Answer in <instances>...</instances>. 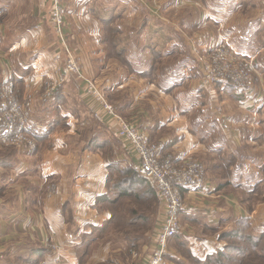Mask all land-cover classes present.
Masks as SVG:
<instances>
[{
	"label": "crops",
	"instance_id": "obj_1",
	"mask_svg": "<svg viewBox=\"0 0 264 264\" xmlns=\"http://www.w3.org/2000/svg\"><path fill=\"white\" fill-rule=\"evenodd\" d=\"M89 1L62 0L65 34L103 102L86 79L59 83L55 58L64 54L48 21L50 0H0V86L10 82L16 98L30 102L43 130L36 152L2 154L0 264H120L125 253L129 264L145 262L156 248L159 200L154 233H143L137 248L115 246L104 234L130 228L121 204L151 210L142 187L122 195L110 182L111 164L137 168L131 145L118 137V117L159 143L161 161L202 168L203 193L182 192L180 230L166 264H225L230 244L240 255L247 238L257 253L264 242V0H129L133 7L123 10L138 28L131 29L144 30L149 72L123 68L120 58H141L122 49L115 55ZM123 18L113 20L118 41ZM221 44L256 55L252 91L202 87L201 64ZM48 84L58 87L46 97ZM142 220L145 211L132 221Z\"/></svg>",
	"mask_w": 264,
	"mask_h": 264
},
{
	"label": "built area",
	"instance_id": "obj_2",
	"mask_svg": "<svg viewBox=\"0 0 264 264\" xmlns=\"http://www.w3.org/2000/svg\"><path fill=\"white\" fill-rule=\"evenodd\" d=\"M51 7L48 21L60 43L64 58L57 55L55 66L61 75L59 83L68 76L85 80L79 66L74 61L67 35L65 34L64 11L62 0H50ZM256 55L243 56L235 53L226 45H217L201 64L203 83L210 88L215 84L237 86L245 91L253 89L254 64ZM58 83V85H59ZM57 84H48L44 96L49 97ZM87 89L97 100L103 102V97L96 85L86 80ZM110 111V107L104 105ZM120 128L119 138H125L137 158L136 173L148 182L163 208V216L159 220L156 236V248L140 264H166V254L169 241L180 230L179 214L184 208L182 192L201 195L203 189L202 168L196 161H189L178 167L161 161L159 153L161 146L152 142L146 132L130 127L118 117ZM43 132L41 125L32 117L29 101H19L15 97L13 85L3 82L0 86V150L13 148L18 153H32L36 148L35 137ZM4 254L0 248V262Z\"/></svg>",
	"mask_w": 264,
	"mask_h": 264
},
{
	"label": "rangeland",
	"instance_id": "obj_3",
	"mask_svg": "<svg viewBox=\"0 0 264 264\" xmlns=\"http://www.w3.org/2000/svg\"><path fill=\"white\" fill-rule=\"evenodd\" d=\"M89 3H88V6H90L91 10H93L96 14L101 15V17L103 18L104 26H105V30H104L105 36L109 40V43L113 47L116 48V50L114 51L115 55H117V52H119L121 54L122 53L121 49H122L124 56H125V52H126V54H127L126 57L139 56V58H141V59L137 60L136 62L129 61L130 63L128 61H126L124 58H120L119 63L123 65V68H125L128 71V69L130 68V66H129V64H130L132 66V68H134V65H135L136 70H139V71L148 70V72H149L150 61L147 60V58L145 57V53L143 51L144 45L142 44V42H144V37H145L144 30L143 29L137 30V31L133 30V29H138V28L132 27V24H130L131 18H127V14H125V10H123V9H127V8L131 9L133 7V4L129 0H104V1H100V2L95 1V0H90ZM123 12H124V18L122 21H120L121 22L120 23V30L118 29V33H120V40L118 41L117 29L113 28L112 25L115 24V22H116L115 20H117V18L120 17ZM113 20L115 21L114 23H113ZM116 26H117V23H116ZM131 28H133V29H131ZM227 47H229V46H227ZM74 61L78 65L77 61L76 60H74ZM256 62L257 61L255 59V64H256ZM255 64H254V70H255ZM55 70L57 71V66H55ZM201 70L202 69L200 67L201 85L204 89H208L207 87H205V85L203 83V77H202V71ZM254 75H255V73H254ZM88 81H91V80H88ZM253 82H254V78H253ZM227 85H231V84H227ZM227 85H224V86H227ZM234 87H237V86H234ZM13 88H14V86H13ZM253 88H254V86H253ZM252 90H250V91H252ZM14 94H15V91H14ZM15 97H16V95H15ZM3 153L4 154H6V153L13 154V148H2L0 150V165L2 163L1 158H2ZM152 203H154V200H152ZM152 203H150L151 204V210L148 208L139 207L138 205L131 204L129 202H125L123 205L121 204L122 207L127 209V211L124 212V223H123V225L129 226L130 228L123 230L126 234L123 233L122 231L113 232L111 229H109V230H106L104 232L105 236L109 237L110 240L114 241L115 246L116 245L122 246V243L125 241L126 245H129L130 243H137V245L134 246L135 248H137L139 245V241H141V239L143 238V233L146 234L145 239H147V237H148V232H149V234L154 233V223H155L157 211H156V207ZM143 211L146 212V220L145 221L142 220L141 222H138V223L132 221L134 217H137L138 214H140ZM129 212L131 213L132 219H129V216H128ZM130 220H131V222H130ZM121 226H122V222H117V228H121ZM107 232H110V233L107 234ZM132 240H134V241H132ZM258 243H261V240H259ZM262 247L264 249V244ZM263 254H264V252H263ZM253 255H254L253 251L249 252L248 256L246 257L247 259L245 258L246 261L244 260L245 264H255L256 262L258 264L259 263L264 264V259H260V257H256V256H260V255H255V258ZM120 258H121L120 264H129L130 259L128 258L127 253L121 255ZM240 259H241L240 255H237L234 257V260L238 261ZM243 264H244V262H243Z\"/></svg>",
	"mask_w": 264,
	"mask_h": 264
},
{
	"label": "trees",
	"instance_id": "obj_4",
	"mask_svg": "<svg viewBox=\"0 0 264 264\" xmlns=\"http://www.w3.org/2000/svg\"><path fill=\"white\" fill-rule=\"evenodd\" d=\"M42 133L38 134L35 137L36 141V148L32 152H36L39 146V137ZM14 150V149H13ZM111 176H110V182L112 181V184L114 187L119 185L120 190L122 191V195H126L128 192H131L133 190V187H142V189L145 190L146 193V201L149 203H152V200H154V206L156 207V203L158 202V198L155 194V191L151 190L150 188L147 187L146 181L138 176V174L133 173L130 170L125 171L124 169L119 168L118 166L111 164ZM263 244L264 242L258 243V251L255 253L252 248H255V246H252L251 244V239L247 238L243 241L242 245V253L240 254L241 259L240 260H234V257L236 254H233L236 250V243L233 242L230 244V247L227 249V257L225 258V264H245L246 257L248 256L249 252L253 251L254 253V258L255 255H260L256 257H260V259H264V249H263ZM231 249V250H230ZM246 258V259H245ZM245 260V261H244ZM255 264H258L257 262ZM262 264V263H259Z\"/></svg>",
	"mask_w": 264,
	"mask_h": 264
}]
</instances>
